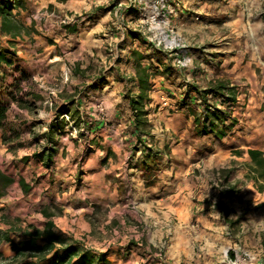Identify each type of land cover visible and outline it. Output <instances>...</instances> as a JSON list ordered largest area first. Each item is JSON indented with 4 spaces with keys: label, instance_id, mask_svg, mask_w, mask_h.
<instances>
[{
    "label": "crops",
    "instance_id": "1",
    "mask_svg": "<svg viewBox=\"0 0 264 264\" xmlns=\"http://www.w3.org/2000/svg\"><path fill=\"white\" fill-rule=\"evenodd\" d=\"M130 1L119 3L121 12ZM177 2L182 7L173 18L177 30L179 20H192L193 16L203 15L213 19L223 16V23L227 22L231 31L239 35L245 31L254 44L243 51L237 50L234 41H228L233 36L227 34L223 35V43L220 36L212 39V35L204 34L203 48L190 43L187 51L189 66L181 69L172 65L177 80L164 81L160 77L158 85L153 83L149 91L150 101L145 104V117L151 123L152 137L143 133L141 141L137 140L139 130L134 125L133 111L129 106V97L138 94L139 89L136 83L121 79L133 76L134 68L131 70L130 65L124 66L122 61L109 63L108 66L103 65L102 75L84 79L78 72L73 74L71 66L65 63H45L41 82L49 81L47 84L55 87L60 85L59 94L63 89H70V85L64 83L71 82L74 89L78 87V93L72 97L77 102L76 110L71 112L65 106L62 113L57 110L59 116L75 117L84 113L87 119L94 120H88L85 133L74 136L70 124H62L63 120L50 107V120L42 127L43 136L38 139V142L46 139L44 148L47 149L36 153L41 155L40 158L34 155V160L32 155L31 159L37 163L27 161L24 173L21 171L23 162L11 165L5 162L0 167L1 173L13 178L12 185H25L28 203L18 201L13 205L5 200L15 214L25 215L23 211L33 207L37 211V220H27V223L42 227L46 219L43 210L52 213L58 233L97 253L106 252L110 264H159V259L150 258V248L158 246L166 237L169 243L165 257L169 264H191L195 261L222 264L226 263L223 254L227 246L264 244V189L259 191L255 184L248 154L251 148L262 151L264 156V0ZM142 5L146 6L140 0L138 6ZM127 12L128 9L123 13ZM142 12L144 15L148 10ZM125 37L130 38L129 35ZM6 54L9 57L10 53ZM128 58H131L130 54L125 60ZM9 59L10 62L0 64V71L3 73L8 68L21 71L13 59ZM160 64L165 67L168 59L164 58L156 65L160 67ZM27 70L33 69L28 67ZM58 75L61 81L55 83ZM215 78L234 86L235 105L233 108L221 107L229 109L236 122L222 137L212 133L193 136L191 115L177 109L176 105L182 97V86L187 82L203 86ZM174 82L177 83L173 85ZM28 97L35 102L41 99L39 93L33 92ZM66 99L58 97L60 101ZM215 100L220 102L218 98ZM98 103L104 105L103 112L97 107L94 109ZM0 104L3 103L0 101ZM52 122L60 125L50 130ZM162 123L165 124L163 133ZM168 127L172 131L181 129L178 142L169 141L171 132ZM83 134L93 144L84 159L80 157L85 141L83 137L86 136ZM203 142H209L205 144L209 150L202 152V158L197 155L200 162L194 161V151L202 149ZM165 144L171 150L169 154L164 151ZM146 146L151 148L150 154ZM49 152L50 157L47 156ZM200 164L207 170L228 167L231 173L224 174L223 179L218 177L222 182L218 185L207 175L198 177L191 173ZM147 177L151 181L149 184L145 183ZM100 208L106 210V219L95 224L92 215ZM19 239L22 240L23 236ZM196 245L206 249L215 246L217 249L212 255L207 250L197 253L194 250ZM232 249L236 250L235 247ZM128 252H131L129 259L126 258ZM251 252L239 250L236 257L228 261L232 264L263 263ZM242 253L245 256L242 257ZM134 254L136 258H133Z\"/></svg>",
    "mask_w": 264,
    "mask_h": 264
},
{
    "label": "rangeland",
    "instance_id": "2",
    "mask_svg": "<svg viewBox=\"0 0 264 264\" xmlns=\"http://www.w3.org/2000/svg\"><path fill=\"white\" fill-rule=\"evenodd\" d=\"M121 1L122 0L7 1V3L10 4V6H8V11L12 14L11 19H13L15 24L21 25L22 28H20L19 32L16 34H4L1 31L3 18L0 15V50L3 49L6 50L7 53H10L9 57L13 59L18 66V69L21 68V71L15 70L14 68H8L3 73L0 71V75H3V78L0 79V97H2L0 101L7 107L6 118L0 126V167H2V163L5 162L9 165L15 162H23V168L21 171L24 173L26 163H37L34 161V155L38 151L40 152L47 149L44 148L46 139H43L44 142H38V139L43 136L42 127L50 120V107L55 115L63 120L62 124H70L73 132L72 135L74 136H78V134L82 132L85 133V125L86 123L89 124L88 120H94L93 118L87 119L84 113L83 116L80 113L75 117L65 114L59 116L57 110L61 107L67 106L71 109V112L76 110L77 102L72 97L78 93V87L74 89L71 82H68V84L64 83V85H70V89L68 91L63 89L59 94L58 91L61 90L60 85L55 87V85L47 84L49 81L41 82L42 70L45 67V63H65L66 65L71 66L69 68L73 74H75L74 69L76 68L78 73L86 79L102 75L101 69H103V67L108 66L109 63L115 64L119 61H122V64L126 67L130 65V69L132 70L134 65L131 53L133 50H136L141 51L145 55L142 61L145 65L148 63L150 64L148 69L154 75L152 80L156 79L155 82L152 81V83L158 85L160 77H163L164 81H176L177 79L174 70L166 73L164 72L163 64H160L161 68L156 65L160 61L162 62L166 57L153 51L152 47L154 45L151 44V42L156 44L159 40L170 48V44H172L170 42L176 40L180 43V46L184 47V51H179L178 55L186 57L188 61H190V57L189 54H187V51H189L190 43L194 44V46L196 45V47L199 44V48H203L204 44H202V41L204 34L212 35V39L216 36H220L222 43L224 34L231 35L233 38H229L228 41L233 40L236 47L235 49L240 51H243L254 44L245 34V31L244 34L240 35L234 30L231 31L227 22L223 23L225 21L223 16L213 19L211 16L203 15V17L199 16L198 18L193 16L194 19L192 20L189 18L179 20L180 25H178L179 28L177 30L173 18L176 16L177 11L180 13V10L182 9L177 0L172 2H169L168 0L165 4L167 9L165 11L166 14H163V10L161 9L152 13L151 8L154 5L153 0H146V6L141 7L131 0L128 4H125L127 5V8L123 9V12L124 10L126 12L127 9L128 12L124 14L121 12V6L119 5ZM0 7H2L1 0ZM187 7L189 8V5H187ZM145 9H147L148 12L143 15L142 10ZM152 14H154V16H152ZM72 26L74 28H72ZM130 31H133L134 33L131 34ZM138 34H140L139 37ZM126 35H129L130 38H126ZM142 35H144L147 41L142 39ZM192 35H194L193 39L191 38ZM128 54H130L131 58L125 60ZM128 61L131 64H129ZM1 63L2 62L0 61V64ZM188 66L189 63L186 68ZM28 67H31L34 73L27 70ZM22 71L25 72V75L22 74ZM55 79V83L61 81L59 75L56 76ZM176 83L174 82L173 85ZM5 91H8V93H5ZM32 92L39 93L41 99L37 102L30 100L28 96L29 93ZM181 93H183V89L181 90ZM58 97L59 99H62V97L67 99L65 101H60L58 100ZM216 104L220 108H222L221 106H230V108H233V105H235L234 102H229L228 105H221L220 102H216ZM167 105L168 104H165L166 107ZM176 105L177 109H180L179 104L176 103ZM103 106V104L98 103L94 106V109L97 107L99 111L103 112ZM170 110H173V108ZM182 111L187 112L186 108ZM101 115L102 114H100V116ZM190 118V130L193 132V136H199L194 133L193 117L191 116ZM75 123L76 127L74 128L73 125ZM107 124L110 123L108 122ZM173 127L176 128L175 126ZM160 128L163 133L165 130V124L162 123ZM168 129L171 132V134H168L170 137L169 141L178 142L181 129H178L177 131H172L171 127H168ZM85 135L86 134H83V136ZM83 140L85 141L82 144L80 153L82 159H84L93 148V144L90 142L87 135L83 137ZM62 141H65V139H62ZM208 143L209 142L201 143L204 144V146L199 151L197 150L198 147L195 146L194 149H196L197 152L194 151V161H201L197 155H200L201 158L203 157L202 152L209 150L206 148L207 145H205ZM209 145L211 146V142ZM35 147L38 148L35 149ZM164 151L167 154L171 152L168 144H165ZM150 153L151 151L149 154ZM32 157L34 160L31 162ZM158 158L159 157H155L154 159ZM173 161L177 162L176 160ZM34 167L36 169V165ZM222 168L226 169L225 173H221L220 169ZM222 168L218 167L207 170L206 167L203 168L200 164L197 167L195 166L191 173L198 177H201L203 174L207 175L208 178H210V181L211 179H215V182L220 185L222 182H220L218 177L223 179L222 176L224 174L228 175L231 173L228 172V167ZM33 174L36 176L34 172ZM148 176L150 179L151 174ZM149 182L151 181L148 180L147 177L145 183L149 184ZM0 190L3 192L0 204H4V206L0 205V226H2L0 231L8 228V224L2 219L3 214L9 217V221L18 222L17 224H21L22 226L32 224L27 223V220H37L35 217L37 211L33 207L24 210L23 212L25 215H21L15 214L13 210L6 205V199L8 203L11 201L13 205H17L18 201H25L28 203V200H25L26 194L24 193L25 189L23 186L12 185L11 183L7 185L6 180L0 178ZM42 193L44 194V192ZM42 193L40 194L41 196ZM22 194L23 196H20ZM8 198H10V200ZM92 219L95 224L104 221L106 219V210L100 208L97 211H94ZM34 222L37 223L36 221ZM9 235L15 242L21 241L19 235L13 233ZM168 241L169 239L166 237L158 246L150 248V258L156 257L159 259L157 260L159 264H169L165 257V249L168 246ZM233 247H235L236 250H233ZM191 249L193 250L192 247ZM216 249L217 247L215 248V246H210L209 249L203 248L202 245H196L194 247V250L197 253L207 250L211 255ZM244 249L251 250V255L263 262L261 264H264V244H257L253 247L227 246L226 251L223 254L226 256V263L222 264H232L228 260L234 259L236 253H239V250ZM229 251H232V256ZM0 252L6 257L14 254L9 242L4 239L0 241ZM130 253L131 252H128L126 254L127 259L131 257ZM243 256L245 255L242 253V257ZM133 258H136L135 254L133 255ZM191 264L203 263L195 261Z\"/></svg>",
    "mask_w": 264,
    "mask_h": 264
},
{
    "label": "trees",
    "instance_id": "3",
    "mask_svg": "<svg viewBox=\"0 0 264 264\" xmlns=\"http://www.w3.org/2000/svg\"><path fill=\"white\" fill-rule=\"evenodd\" d=\"M8 0H1L0 15L3 18L1 31L4 34H16L19 32L21 25H17L11 19V13L8 11L10 4ZM72 28H74L72 26ZM131 32V31H130ZM134 32L132 31L131 34ZM140 34H138L139 37ZM142 39H145L142 35ZM145 41H147L145 39ZM153 51L161 53L168 59V64L164 67V72L168 73L172 70V61L174 57L173 50H163L162 48L152 47ZM6 50H0V61L10 62ZM134 75L130 78L121 77L128 83H136L138 86V94L129 97V106L133 111L134 125L138 128L139 134L137 140L141 141V134L152 137L151 123L145 117L147 111L145 104L150 101L149 91L152 89L153 73L149 71L148 66L143 63L145 55L141 51H132ZM174 66V65H173ZM75 72L78 70L75 68ZM183 93L179 103V108H186L189 115L193 117V131L196 135L215 134L222 137L227 134V130L231 128L236 119L232 118L230 110H223L218 107L215 98L219 97L221 105H228L229 102L236 101V92L234 86L227 84L225 80L219 78L212 79L205 85L196 82H187L182 86ZM131 91V89H129ZM7 107L0 104V126L6 118ZM64 107L59 109L62 113ZM59 123H50L49 128L53 130ZM145 149L150 152V147ZM52 152L54 149H50ZM251 158L250 169L253 172L255 184L259 191L264 189V156L263 152L257 149H248ZM40 158V154H35ZM51 156V152L48 153ZM49 159V158H48ZM145 162V161H144ZM143 162V164H145ZM221 173H225L226 169H220ZM230 172V169H228ZM0 178H4L6 183H11L12 179L0 172ZM25 185L23 184V187ZM3 192L0 190V196ZM1 211V208H0ZM46 219L42 227H36L32 224L22 226L18 222L8 220L7 215H2L3 221L8 224V228L0 231V241L4 239L9 242L14 254L6 257L0 252V264H110L107 259L106 252L97 253L89 247L72 241L69 237L58 233L55 230V224L52 220V213L43 210ZM23 236L19 242H15L10 238L9 234ZM231 256L232 251H229Z\"/></svg>",
    "mask_w": 264,
    "mask_h": 264
},
{
    "label": "built area",
    "instance_id": "4",
    "mask_svg": "<svg viewBox=\"0 0 264 264\" xmlns=\"http://www.w3.org/2000/svg\"><path fill=\"white\" fill-rule=\"evenodd\" d=\"M143 1L146 4V0H143ZM153 1H154L153 2L154 5L151 8L152 13L154 11H158V9H161V10H163V14H166L165 11L167 9L165 7V4L168 2V0H153ZM133 2L136 3V4H139L140 0H133ZM142 6H144V5H142ZM157 15H161V14H157ZM152 16H154V14H152ZM170 43H172V44H170L171 47L169 48V47H167V45H165L164 43H162L159 40L156 42V44L151 42V44H153L157 48H162L163 50H173L174 51V57H173V61H172L173 65H175V66H177L179 68H186V66L188 65L189 61L187 60L186 57L178 55L179 51H181V52L184 51V49H183L184 47L180 46V43L177 42L176 40H173Z\"/></svg>",
    "mask_w": 264,
    "mask_h": 264
}]
</instances>
